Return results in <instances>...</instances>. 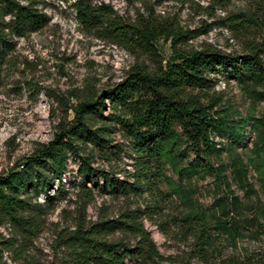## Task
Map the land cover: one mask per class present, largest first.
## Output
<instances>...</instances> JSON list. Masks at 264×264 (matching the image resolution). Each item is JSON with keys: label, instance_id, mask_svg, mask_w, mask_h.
I'll return each mask as SVG.
<instances>
[{"label": "trees", "instance_id": "16d2710c", "mask_svg": "<svg viewBox=\"0 0 264 264\" xmlns=\"http://www.w3.org/2000/svg\"><path fill=\"white\" fill-rule=\"evenodd\" d=\"M253 1L248 14L227 17L231 31L240 34L245 41L244 52L233 56L211 46L187 49V40L193 38L188 34L192 32L182 31L172 21L139 18L125 23L103 5L91 6L85 0H76L72 4L76 18L85 30L98 38L157 57L154 44L163 37L171 39V54L158 60L154 71L134 68L123 81L101 94H74V103L61 99L58 105L65 118L57 124L53 139L20 166L0 174V225L7 223L15 227L23 239L38 229L40 222L36 213L41 206L36 201L31 203L32 199L40 194H44L47 204L61 199L65 193L62 176L67 172L71 156L78 162V179L74 186L82 204L80 212L85 211L94 199V192L99 190L115 196L139 195L144 191L159 193L156 184L160 174L156 165L165 164L178 179V183L167 179L168 195L179 197L181 203L189 207L181 217V222L185 223L181 230L193 233V221L200 227L196 237L193 236L201 259L211 246V235L206 231L208 223L204 211L197 208L192 192L182 182L202 171L213 178L215 192L222 188V197L214 198L208 212L212 228L218 234L234 241L244 226L256 225L264 231V205L257 199L253 208L255 215L245 220L241 218L244 206L234 191L246 198L256 195L248 177L250 168L256 173L264 193V117H235L227 110H215L218 101L214 98L208 104L202 101L205 91L214 86L210 75L220 70H226L228 78L237 80L249 96L264 101V16L261 10L264 2ZM36 2L0 0V84L1 70L8 54L14 50V39L38 32L48 23ZM106 101L111 107L104 115ZM68 112L72 115L70 120H67ZM249 125L251 133H257V141L251 156L244 161L236 147L246 145L245 130ZM117 126L126 134L133 154V171L127 180L116 179L91 165L98 154L108 159L109 149L115 147L110 137ZM214 132L227 134L231 145L224 148L214 143ZM188 150L195 158L185 165ZM223 153L227 156L226 164L221 161ZM213 156L219 161L216 166L211 163ZM55 181L57 187L50 196L47 192ZM123 218L100 216L88 224L80 218L67 245L75 255L76 264H121L137 256L162 260L138 213H125ZM260 220L263 225L259 224ZM114 233L132 236L134 246H129L130 241L123 238L109 240V235ZM9 246L7 240H0V264H7L2 249Z\"/></svg>", "mask_w": 264, "mask_h": 264}, {"label": "rangeland", "instance_id": "374dc122", "mask_svg": "<svg viewBox=\"0 0 264 264\" xmlns=\"http://www.w3.org/2000/svg\"><path fill=\"white\" fill-rule=\"evenodd\" d=\"M76 0H37V8L46 15L47 25L38 32L14 39V50L8 54L7 63L2 68L0 84V174H6L15 166H20L41 146L49 143L57 129V124L65 118L58 105L60 100L74 103V94L87 92L101 94L123 81L134 68L152 72L157 61L171 54V39L158 38L154 44L157 57L139 49H127L109 40L97 37L85 30L76 18L72 4ZM91 6L103 5L119 20L129 23L139 18L172 21L182 31H190L193 36L186 42L187 49L200 50L211 46L230 55L244 52V38L235 34L228 26L227 17L237 13L248 14L253 0H85ZM264 2V0H260ZM264 16V4L261 8ZM264 67V58H263ZM213 89L205 91L202 101H218L215 110H227L241 118L250 115L254 119L264 117V101L249 96L241 89L237 80L228 78L226 70L213 75ZM261 91V89H258ZM264 91V89L262 90ZM196 93V92H194ZM110 102L106 101L104 115L110 112ZM72 115L68 112L67 120ZM110 137L108 159L95 156L92 167L110 173L119 180H127L133 171V154L126 134L117 126ZM245 130L244 147H236L237 154L244 158L251 156L257 133ZM180 132V129H178ZM213 141L228 148L227 134L213 133ZM184 147V146H183ZM90 147L88 146L87 150ZM186 149V148H185ZM186 165L195 158L190 150ZM221 161L227 163L226 153ZM211 163L219 161L213 156ZM160 174L157 181L158 192H143L139 195H111L106 191H95L94 199L80 212L81 201L76 197V170L78 162L69 157L67 172L62 176L64 191L61 199L46 202L44 194L35 201L41 206L36 218L38 229L24 239L19 231L2 223L0 240H7L9 249H2L7 264H76L75 255L67 247L68 238L76 229L79 219L86 224L95 222L100 216L124 220L125 213L141 217L139 221L149 233L155 249L162 260L141 256L126 259L121 264H264V231L259 226H244L240 236L234 241L218 234L212 228L208 212L214 198L222 197L215 189L213 178L207 171L198 173L190 180H183L185 187L192 192L198 209L202 208L207 219L206 231L211 235V246L205 258L196 252L195 237L200 230L192 222L193 233L181 230L185 223L181 217L187 206L177 196H169L167 179L178 183L177 177L165 164L156 165ZM248 177L256 190V195L246 198L234 189L244 206L241 218L250 219L255 215L254 203L259 199L264 205V193L257 175L248 169ZM102 183L101 181L99 182ZM57 182L47 192L54 195ZM89 187H92L90 184ZM241 221V220H239ZM263 225L262 220L259 221ZM195 237H194V236ZM129 240L134 246L135 239L127 233H114L109 240ZM22 246V247H21Z\"/></svg>", "mask_w": 264, "mask_h": 264}]
</instances>
